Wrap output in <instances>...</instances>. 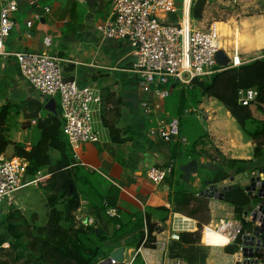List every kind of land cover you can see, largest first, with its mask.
Wrapping results in <instances>:
<instances>
[{
	"label": "crops",
	"instance_id": "obj_1",
	"mask_svg": "<svg viewBox=\"0 0 264 264\" xmlns=\"http://www.w3.org/2000/svg\"><path fill=\"white\" fill-rule=\"evenodd\" d=\"M188 2L189 0H185L186 6ZM225 2L243 4V1L225 0ZM253 2L254 0L249 1L244 6L247 7L249 3ZM192 3L193 0H190L189 11ZM177 5L181 9L183 0H177ZM214 5L213 0H206L201 20L191 19L200 26L195 25V28H206L211 23L228 25L229 22L211 21L209 6ZM17 6V11L12 15L13 27L4 41V53L45 52L55 55L64 60L61 67L66 79L74 81L78 86L95 89L102 99L101 111L95 118L96 125L101 131V140L94 144H84L81 149V157L84 156L86 159L96 162L97 167L80 160V163L85 166L76 165L79 166L77 167L79 181L75 183L81 199L79 215L85 219L93 220V228L97 229L99 235L105 234L106 236L97 264H105L104 260L108 258L109 253L117 248L123 249L124 260L122 264H134L137 260L141 264H167L171 262L173 259L169 257L168 250L165 253L159 248L149 249L143 246L136 249L139 234L141 231L144 233L146 228L143 227L141 231L139 229L132 231L134 228L131 226L135 223L132 224L131 222H135L139 218L140 212L147 211L150 215L151 224L156 225L152 236L156 240H162L168 234L167 219L169 214L173 212L171 198L176 187L197 194L207 188L208 184L206 186L205 182H214L208 159L206 160L202 156L192 159L184 146L166 143L149 136L148 132L154 126V121H152L153 117L148 116L139 108L143 94L140 91L137 76L132 73L134 58L131 55V46L125 40L107 39L97 30L99 24L111 17L112 4L109 1L17 0ZM242 8L244 9V7ZM254 17L256 18L254 19ZM179 18L180 11L178 14L170 16L168 23H175ZM240 20L239 22L242 24L243 22L252 23V26L253 23L256 24L251 31H247V42L238 48L242 59L248 61L251 59V54L264 51V33H262L264 32V15H253ZM209 21L211 22L209 23ZM164 89L167 90L168 96L174 94L175 97L180 90H189L174 82H170ZM195 97L196 108L199 109L202 96L196 94ZM191 102H189L190 105ZM37 106H40L41 109L38 110ZM196 108L190 106L184 112L186 114L195 113ZM56 110H60L57 98L47 102L40 100L33 88L22 78L15 58L10 55H0V115L5 117L4 122H1L0 130L4 141L8 144L0 157H16L13 151L14 144L22 145L25 151L31 149L39 137V131L36 129L37 121L55 114ZM160 113L166 122L177 121L179 125L177 116H172L166 111L165 100L162 101ZM226 114H228L227 111ZM196 117L198 122L202 123L198 116ZM211 127L213 128L214 124ZM204 131L206 132L202 134L204 144L198 145L195 149L198 154L200 150L203 151L211 146L207 141V139L211 140L209 129L205 127ZM237 132L241 133L239 128ZM240 138L242 139V136ZM114 139H117V143ZM228 143H232V141L230 140ZM176 145L178 146L175 147ZM243 146H251V150H246V154L249 155L242 160H251V152H253L251 140L244 141ZM49 155L52 158L58 157V153L54 150H51ZM172 160L175 164L171 178L159 186L151 184L146 178V169L150 166H166ZM192 161L197 163L198 168L208 172L210 177L202 180L198 176L197 169L194 175L192 174L188 180H184L182 169ZM216 164L217 162L212 163L215 166ZM90 168L99 170L103 175ZM72 169L76 170L75 168ZM95 173L101 177L102 181L107 182L108 186L92 180L90 176ZM38 175L40 180L49 176L45 169L40 171ZM250 176L248 179L243 176L242 181H238L237 184L241 187L247 186L250 179L257 176V172ZM231 178L233 181H230L229 178L228 181H223L218 185L235 184L233 182L236 181V178ZM25 179L24 183L26 184L32 180L28 175L25 176ZM108 179L119 187L116 207L121 212L120 220L124 224L130 221L129 225L125 227L127 233L132 231L130 236L123 237L115 243L111 239L117 227L111 222L109 223L107 219H104L101 224H97L93 216V204H100L98 199L101 196H106L109 187H115ZM38 183L36 185L28 184L21 190L27 187L36 189ZM40 192L39 194H42ZM17 194L15 195V204H13L23 213L28 205V200ZM207 200L210 224L222 218H234L232 207L214 199ZM133 206H136L137 209ZM132 207L134 209H131ZM160 207L168 209L164 222L161 221L164 214L155 210ZM222 209L225 212H221ZM204 240V244L212 246L211 248L220 247L209 231L205 232ZM172 244L174 246L173 251L180 254H184L182 251L191 248L208 250L206 248L208 246L201 243L191 247L187 245L177 246L175 242ZM216 249L220 250L224 257H229V254L224 252V248ZM210 253L211 251L207 255H202L201 262L192 261L191 259L194 258L192 255L189 257L191 262L188 263L185 260L184 264H209L210 256L208 255ZM226 260L223 258L218 264H223Z\"/></svg>",
	"mask_w": 264,
	"mask_h": 264
},
{
	"label": "built area",
	"instance_id": "obj_2",
	"mask_svg": "<svg viewBox=\"0 0 264 264\" xmlns=\"http://www.w3.org/2000/svg\"><path fill=\"white\" fill-rule=\"evenodd\" d=\"M107 1L112 4L111 17L99 24L97 30L107 39L125 40L130 44L134 58L132 73L137 76L143 94L139 108L153 117L154 126L148 132L152 138L184 147L188 145L187 138L179 135L177 121L166 122L160 116L162 101L168 96L167 90L164 89L168 83L174 82L182 88L190 89L194 79L209 77L253 60L264 59V51L248 61L241 59L235 49L227 51L226 41L217 28L218 24H227L211 23L205 30L195 28L189 15L190 0L187 6L183 0L181 9L178 8L177 0ZM17 7V0H0V55L15 58L22 78L33 88L40 100L47 102L58 98L62 133L71 150L74 166H85L80 163L78 151L84 144H94L101 140V131L95 118L101 111L102 99L95 89L78 86L74 81L66 79L61 67L64 60L55 55L45 52L4 53V41L13 27L12 15L17 11ZM179 11V20L168 23V18ZM219 51L227 57L226 65L217 59L216 54ZM256 96L254 89L239 90L238 103L247 106ZM174 164L172 160L166 166H150L146 169V178L154 186H159L172 172ZM27 168L28 162L25 159L0 157V212L4 205L15 204V195L22 188L28 184L36 185L41 179L38 173L27 184L24 183ZM90 169L103 175L97 169ZM262 176L264 175L258 173L254 176L258 177V186L254 191L244 190L250 198L255 192L258 196V192L264 189ZM115 187L119 188L117 185ZM200 193L197 196L200 197ZM257 201L256 207L247 215L250 223L247 231H243V224L234 218H222L200 228L195 219L172 212L167 219L168 234L162 240L154 239L150 245L167 253L170 245L179 241L180 234L199 233L200 243L208 246L204 244L203 237L206 231H210L226 240L225 245L213 248H236L224 264H237V260L238 264H264V196L258 197ZM102 204L107 219L120 220L121 212L117 207L109 206L106 202ZM79 212L80 208L74 215L77 223L84 228L93 227L94 221L81 217ZM249 217L254 219L253 222ZM144 235L142 245L147 240L146 231ZM247 236L248 245H243L244 237ZM238 238L240 242L236 243ZM1 247L7 248L8 245L5 243ZM248 250L252 254L250 257L247 255ZM167 264H184V261L175 258Z\"/></svg>",
	"mask_w": 264,
	"mask_h": 264
},
{
	"label": "trees",
	"instance_id": "obj_3",
	"mask_svg": "<svg viewBox=\"0 0 264 264\" xmlns=\"http://www.w3.org/2000/svg\"><path fill=\"white\" fill-rule=\"evenodd\" d=\"M245 1V0H237ZM206 0H193L189 15L192 20L199 21L202 18ZM169 84V83H168ZM166 87V86H165ZM254 89L257 93L256 98L247 106L238 103V91ZM185 92V93H184ZM187 92V93H186ZM208 96L219 102L229 113L237 124L240 132L253 143L251 160L222 159L218 162L217 158H210L200 150L196 153V147L203 145V136L199 135L189 144L188 154L190 158L203 157L208 159L212 180L222 183L231 177L245 176L248 178L252 173L264 168V59L253 60L245 63L238 68L228 69L220 73H215L209 77L194 79L189 90L179 91L175 98L177 104V115H183L184 111L190 108L191 101H195V95ZM58 100V98H57ZM59 103V100H58ZM38 110L41 109L37 106ZM5 117L0 115V125ZM2 120V121H1ZM36 129L39 131L37 143L28 151L20 144L13 145L14 156L25 159L28 162L26 175L33 179L40 171L46 170L48 177L38 183V188L44 192L48 213L44 225L37 224L36 215L32 214L26 218L24 214L14 205L7 206L6 210L0 212V264H97L100 258L101 249L105 243V234L97 235V229L79 225L75 220V213L80 208V194L77 192L75 183L79 181V172L72 163L73 157L65 136L62 133V120L60 110L55 114L47 116L44 120H38ZM183 128L179 123V135L183 136ZM0 130V154L8 146L1 135ZM113 133V131H112ZM117 143V139H114ZM121 141V140H120ZM176 145L175 147H177ZM54 150L58 153L57 158H52L49 152ZM217 162L216 166L212 165ZM75 168L76 170H73ZM76 175V176H75ZM172 172L164 180L171 178ZM84 177V176H83ZM206 186L207 182H205ZM187 192L181 187H176L171 198L174 213H180L191 218H195L201 228L208 225L209 218H205L208 210V200ZM119 195L118 188L109 187L106 196H101L98 203L93 204V216L97 224H101L104 219V207L102 202L109 206L116 207V198ZM251 199L244 188L226 192L223 203L233 208V217L243 224V231L250 228L247 220L251 208ZM258 203L257 200H255ZM157 212L164 214L161 221L164 222L167 210L164 207L156 208ZM139 218L131 222L136 231L146 228L147 240L142 245L144 233L139 234V241L136 249L140 246L154 249L150 245L154 241L152 236L156 225L151 224L150 215L147 211L140 212ZM141 217V218H140ZM115 226H119L113 233L111 241L118 242L123 237L130 236L127 233L126 225L121 220L107 219ZM101 230V229H100ZM238 238L236 243H239ZM7 244V248L1 247ZM178 245L189 247L200 244V234H180ZM174 246L168 248V255L171 259L180 258L190 263L185 253L173 251ZM189 249V248H188ZM235 246L224 248L226 254H233ZM137 257V256H136ZM134 258L133 262L135 261Z\"/></svg>",
	"mask_w": 264,
	"mask_h": 264
},
{
	"label": "rangeland",
	"instance_id": "obj_4",
	"mask_svg": "<svg viewBox=\"0 0 264 264\" xmlns=\"http://www.w3.org/2000/svg\"><path fill=\"white\" fill-rule=\"evenodd\" d=\"M249 1L252 0H245L243 1V4H233V3L228 4L225 2V0H213V2H215V5L209 6V13L211 15L210 18H212L211 21L215 20L219 22H229L228 25H223V24L217 25V28L220 30V34L222 38L226 41L225 48L227 51H232L235 49L238 52V48L243 46L247 42V34H248L247 31H251L256 26L255 23H253V26L252 23L249 24L245 22H243V24L240 23L239 21H241L240 20L241 18L252 17L253 15L254 16L264 15V0H254L253 3H249V6L245 7L244 4H247ZM242 7H244V9ZM255 18L256 17H254V19ZM211 21H209V23ZM192 25L193 26L196 25L200 27L197 22H193ZM206 28L203 27L200 29L205 30ZM258 54L259 52L257 53L255 52L251 54L252 55L251 58H255ZM239 56L242 59V56L241 55ZM175 98L176 97L174 94L165 98L166 111L170 113L172 116L174 115L177 116L176 119L180 122L181 128H183L184 130L183 136L188 140V145L185 147L187 150H189L188 147L192 140H194L199 135L206 133L204 129L205 127H207L209 129V133L211 134V140L207 139L208 144H211V146L203 150V153H206L207 156H209L210 158L213 157L217 158L218 162H220L221 158L225 160L228 159L242 160L249 155L246 154V150H251V146L248 147L243 146L244 141L246 142L248 141V139L244 137L241 133L237 132L238 128L235 124V121L232 119L229 113L226 114V109L214 98L208 96L201 97L199 102L201 106L199 109L196 108L197 107L196 102L192 101L191 105L189 106L196 108V112L189 114H186L184 112L185 114L183 113V115L181 116H178L176 114L177 104L175 103ZM196 116H198V118L202 121L203 124L198 122ZM204 118L207 120L203 121L205 120ZM213 124L214 127L212 128L211 126ZM240 136H242V139L240 138ZM230 140L232 141V143H228ZM81 149L82 146L78 151L79 160H84L85 162L93 165V167L95 166L97 167L96 162H92L86 159L84 156L81 157ZM198 176L202 180L210 177L209 173L202 170L200 167L198 168ZM242 177L243 176H236L235 177L236 181L233 183L237 184L238 181H242ZM90 178L95 182H97L98 184L108 186V183L102 181L100 179L101 177H99L97 173H95L93 176H90ZM39 191L41 190L38 187L36 189H33V187H27L21 190L20 192H18V194L28 200L27 201L28 205L27 207H25V210L23 211L24 216H26V218H29L32 214H35L37 224L44 225V223L46 222V216L49 209L45 202L46 197L44 195V192L41 191L42 194H39ZM257 204L258 203H256L255 200H253L252 203H250L249 208L253 209L256 207ZM133 207L137 209L136 206ZM133 207L131 209H134ZM6 208L7 205H4L3 210L5 211ZM220 211L225 212V210L223 209ZM205 218L210 219V216L206 214ZM204 238H205V234L203 237V242L205 243ZM206 248H208V250L211 251V253L208 255L210 256L209 264L221 263L223 258L225 260L229 259L228 257L227 258L224 257L221 254L222 252L216 248H211V247H206ZM208 250L201 248H191L188 251H186L185 255L188 258L194 255V258L191 260L194 262H201L202 257L208 254L209 252ZM29 260L30 259L26 261L29 262L26 264H31V261ZM134 264H141V262L137 260Z\"/></svg>",
	"mask_w": 264,
	"mask_h": 264
},
{
	"label": "water",
	"instance_id": "obj_5",
	"mask_svg": "<svg viewBox=\"0 0 264 264\" xmlns=\"http://www.w3.org/2000/svg\"><path fill=\"white\" fill-rule=\"evenodd\" d=\"M216 56L221 64L226 65L228 63V59L222 51L217 52ZM72 163L74 164V160L72 161ZM197 169H198V165L195 161H192L191 163L187 164L186 167L182 169L184 171V180H188L192 174L194 175L197 172ZM257 173L259 175H264V168L258 170ZM261 178L264 179V176H262ZM229 180L233 181V178H230ZM257 180H258V177L253 176L250 179L249 186H244V190L249 191L251 189L252 191H254L256 186H258ZM217 184L218 183L216 181L209 182L207 188L204 189L200 193V197L205 198V199H214V200L223 202L224 194L226 192H230L232 190H235L241 187L239 184H232V185H225V186H218ZM263 196H264V189L258 192V196L256 195V192H255V195L251 199L257 200L258 197H263ZM259 203L260 205H262L261 201ZM250 215L252 216L253 214H250ZM245 216H247L246 213H245ZM249 220L253 222L254 219L249 217ZM96 233L97 235H99L98 231ZM244 240L245 241L243 245H248V242H247L248 236L244 237ZM248 252L249 254L247 255L250 257L252 255L251 251L248 250ZM123 260H124L123 249L117 248L109 253L108 258L104 260L105 261L104 263L105 264H122ZM238 263H239V260H237V264Z\"/></svg>",
	"mask_w": 264,
	"mask_h": 264
},
{
	"label": "bare ground",
	"instance_id": "obj_6",
	"mask_svg": "<svg viewBox=\"0 0 264 264\" xmlns=\"http://www.w3.org/2000/svg\"><path fill=\"white\" fill-rule=\"evenodd\" d=\"M209 233L211 234L212 238H214L216 240V242L218 243L219 246H223L226 244V240H224L223 238H220L217 234L212 233L209 231Z\"/></svg>",
	"mask_w": 264,
	"mask_h": 264
}]
</instances>
